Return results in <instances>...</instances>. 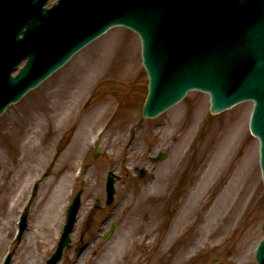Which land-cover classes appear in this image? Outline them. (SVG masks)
Returning <instances> with one entry per match:
<instances>
[{"label":"rangeland","instance_id":"obj_1","mask_svg":"<svg viewBox=\"0 0 264 264\" xmlns=\"http://www.w3.org/2000/svg\"><path fill=\"white\" fill-rule=\"evenodd\" d=\"M140 47L129 30L111 28L0 116V238L8 241L0 264L7 255L9 264H25L32 255L31 264H44L78 191L71 247L58 264H97L101 256L110 257L109 264H256L254 249L264 240V190L259 144L248 129L252 103L211 115L208 95L191 91L160 116L141 120L147 77ZM65 104L69 108L63 110ZM240 122L234 146V138L225 135ZM161 152L166 158L154 163L151 158ZM27 153L33 164L24 175ZM247 153L252 177L246 197L245 180L234 184L239 212L207 227L218 195L240 172ZM108 171L118 179L114 200L106 205ZM166 176L170 180L159 187L155 181ZM18 181L24 196L16 203ZM59 183L64 193L56 206L59 218L48 233L39 231ZM22 210L27 228L18 239ZM111 223L114 231L103 242ZM122 236L123 247L117 245Z\"/></svg>","mask_w":264,"mask_h":264},{"label":"water","instance_id":"obj_2","mask_svg":"<svg viewBox=\"0 0 264 264\" xmlns=\"http://www.w3.org/2000/svg\"><path fill=\"white\" fill-rule=\"evenodd\" d=\"M45 1L0 0V115L8 105L38 86L109 26L122 24L137 32L142 40L143 64L149 76L148 94L141 113L143 118L159 115L180 101L191 89L210 94L211 113H219L239 101L254 100L250 128L260 140V166L264 183V125L261 120L264 92L248 90L245 81L236 80L247 75L240 70L239 65L240 60L249 61V55L241 54L238 58L234 47L223 50L215 48L207 64L201 57L186 63L184 59L175 58L170 53L175 34L185 37L178 29L189 13V0H133L134 7L121 18H115L117 15L107 17L106 22L98 27L85 21V0H60L49 12L42 8ZM118 1L122 7L125 1L127 3V0ZM81 15V26L76 27ZM159 33L163 35L161 40H158ZM20 35L23 38H19ZM245 50L243 48L241 52ZM233 52H236L234 56ZM26 57L28 61L25 66L14 78L11 77L19 61ZM149 57L153 58V65ZM225 85H228L231 94L223 87ZM164 157L165 153H160L154 161ZM107 192L109 203L114 192L112 174H108ZM78 207L79 194L68 209L58 247L46 264H55L63 248L68 246ZM24 225L23 218L21 230ZM257 259L259 264H264L263 249Z\"/></svg>","mask_w":264,"mask_h":264},{"label":"bare ground","instance_id":"obj_3","mask_svg":"<svg viewBox=\"0 0 264 264\" xmlns=\"http://www.w3.org/2000/svg\"><path fill=\"white\" fill-rule=\"evenodd\" d=\"M119 33V32H118ZM113 39L110 37V40L108 42H112ZM108 52V51H107ZM103 63V59L100 58L98 65L95 66V68L99 69L100 65ZM66 104L62 106V109L65 110L69 107H67ZM73 108V107H72ZM70 108V110L72 109ZM60 114H56V116H58ZM54 117V118H55ZM241 119V118H240ZM239 119V120H240ZM244 119V116H243ZM238 120V121H239ZM237 121V122H238ZM244 121V120H243ZM246 121V120H245ZM174 124V123H173ZM175 125V124H174ZM243 128V123H237L236 126L232 125L226 132L227 135H225V139H231L234 138V146L236 144V141L238 139V137L241 138V129ZM227 147H231L232 143L231 142H226ZM32 155L27 153V158L24 159L25 164V173L24 175H26V172L28 173L30 171V168H32V164H33V159H32ZM251 162V155L249 156L248 153L246 155H244L243 159H242V163H241V167H240V172H236L234 174L233 180L231 185L224 187V189L220 192V194L218 195V199L216 201V206L214 207L212 213L209 215V217H207L208 219V225L207 227H211V223L216 219V218H221L224 221H227L229 218H234V215H236L239 210L236 211V209H238L239 207H235V199H234V184H237L238 181H242L245 180V185L244 188L242 190L243 197H246V193L249 190L250 184H249V180L252 177V170H250V166L249 163ZM215 170L212 169L210 174H208V177L213 176V172ZM29 179V178H28ZM170 180L169 176L166 177H162L160 180H156L155 183L159 186V187H165L167 182ZM204 183V181H203ZM60 186H58L55 191L53 192L52 195V202L51 205L47 208L45 216H43V220L40 226V230L39 231H43V232H49L51 231V228L54 227V225H56L57 219L59 218V212L56 209V206L60 205V203L63 201V189L61 190V186L62 183L60 184ZM18 193H15V200L13 199L12 201H16L19 202L20 199L24 196L22 187L20 182L18 181ZM239 201V199L236 200V203ZM56 202V203H55ZM3 206V204H2ZM188 211H187V215L189 214V212L192 210V206L188 205ZM3 207H1L2 209ZM2 214V213H1ZM0 214V216H1ZM233 214V216H231ZM233 220V219H232ZM225 226V225H224ZM224 228V227H223ZM223 230V229H222ZM3 232V230H2ZM210 234L212 233L211 231H208ZM2 235V234H1ZM7 239L5 240L2 236L0 238V252L2 250H4L6 244H7ZM6 242V243H5ZM127 243V238L123 237L121 238V241L118 242V246L123 247V245ZM5 245V246H4ZM182 254V248L177 252V257H180ZM109 258L110 257H99L97 260V264H109L111 262H109ZM103 259V260H102ZM34 260H36V256L32 255L28 258V261H26L25 264H31L32 262H34Z\"/></svg>","mask_w":264,"mask_h":264}]
</instances>
